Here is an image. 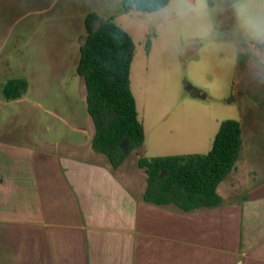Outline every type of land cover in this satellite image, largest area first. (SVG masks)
<instances>
[{
    "label": "crops",
    "instance_id": "1",
    "mask_svg": "<svg viewBox=\"0 0 264 264\" xmlns=\"http://www.w3.org/2000/svg\"><path fill=\"white\" fill-rule=\"evenodd\" d=\"M142 40L130 73L137 108L140 85L172 64L168 42L157 37L148 48ZM197 96L138 111L140 171L113 168L93 148L94 134L78 155L0 138V264H264V138L251 123L237 119L242 150L218 186L221 205L186 212L143 197L140 156L208 152L228 119Z\"/></svg>",
    "mask_w": 264,
    "mask_h": 264
},
{
    "label": "rangeland",
    "instance_id": "2",
    "mask_svg": "<svg viewBox=\"0 0 264 264\" xmlns=\"http://www.w3.org/2000/svg\"><path fill=\"white\" fill-rule=\"evenodd\" d=\"M182 2L144 13L125 11L122 0H0V138L75 155L90 146L95 127L84 79L76 72L89 12L113 18L139 49V38L169 44L170 72L140 85L139 112L146 103L176 108L198 93L209 110L251 123L264 138V56L258 59L252 51L264 53V45L245 40L234 7L253 12L264 0H186L194 11L184 16L165 11ZM21 77L28 90L7 100L4 85ZM138 151L120 170H139Z\"/></svg>",
    "mask_w": 264,
    "mask_h": 264
},
{
    "label": "trees",
    "instance_id": "3",
    "mask_svg": "<svg viewBox=\"0 0 264 264\" xmlns=\"http://www.w3.org/2000/svg\"><path fill=\"white\" fill-rule=\"evenodd\" d=\"M169 1L122 0V4L125 11L154 12ZM85 32L76 72L86 86L87 109L95 127L92 144L117 169L144 146L146 139L131 87L136 44L113 18L97 12L86 15ZM28 87L26 78L10 79L3 87L4 97L17 99ZM242 144L241 122L228 118L221 122L208 152L140 156L138 165L147 174L144 199L157 205H175L186 212L221 205L218 186L234 170Z\"/></svg>",
    "mask_w": 264,
    "mask_h": 264
},
{
    "label": "clouds",
    "instance_id": "4",
    "mask_svg": "<svg viewBox=\"0 0 264 264\" xmlns=\"http://www.w3.org/2000/svg\"><path fill=\"white\" fill-rule=\"evenodd\" d=\"M235 10L238 18L241 21L243 35L246 41L252 42L254 45H264V4L254 6L257 10L253 12H244L239 5H235ZM195 6L191 3H177L166 12H174L177 16H184L189 11H194ZM252 51L259 59L264 56V53L259 48L253 47ZM259 78V76H258Z\"/></svg>",
    "mask_w": 264,
    "mask_h": 264
}]
</instances>
